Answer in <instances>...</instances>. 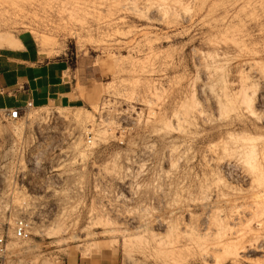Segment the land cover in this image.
<instances>
[{"label": "rangeland", "instance_id": "obj_1", "mask_svg": "<svg viewBox=\"0 0 264 264\" xmlns=\"http://www.w3.org/2000/svg\"><path fill=\"white\" fill-rule=\"evenodd\" d=\"M19 50L63 89L0 102V264H264V0H0Z\"/></svg>", "mask_w": 264, "mask_h": 264}, {"label": "crops", "instance_id": "obj_2", "mask_svg": "<svg viewBox=\"0 0 264 264\" xmlns=\"http://www.w3.org/2000/svg\"><path fill=\"white\" fill-rule=\"evenodd\" d=\"M5 58L0 62V95L14 94L17 97L15 105L0 97L5 109H22L21 106L29 101L34 105L42 101L40 96L49 101L51 97L62 95L64 67L61 63L42 62L39 57L28 60L21 50Z\"/></svg>", "mask_w": 264, "mask_h": 264}, {"label": "built area", "instance_id": "obj_3", "mask_svg": "<svg viewBox=\"0 0 264 264\" xmlns=\"http://www.w3.org/2000/svg\"><path fill=\"white\" fill-rule=\"evenodd\" d=\"M32 102H29L26 108H32ZM22 109H13L7 113L8 118L11 121H17L21 119L22 116ZM15 238L20 241H26L31 237V225L28 220L21 218L16 221L15 228H14ZM7 238L3 235H0V252L3 254H7Z\"/></svg>", "mask_w": 264, "mask_h": 264}, {"label": "bare ground", "instance_id": "obj_4", "mask_svg": "<svg viewBox=\"0 0 264 264\" xmlns=\"http://www.w3.org/2000/svg\"><path fill=\"white\" fill-rule=\"evenodd\" d=\"M250 91V90H249ZM244 93V92H243Z\"/></svg>", "mask_w": 264, "mask_h": 264}]
</instances>
